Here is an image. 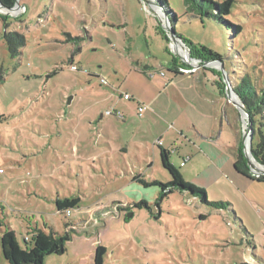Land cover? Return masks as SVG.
<instances>
[{"label": "rangeland", "instance_id": "obj_1", "mask_svg": "<svg viewBox=\"0 0 264 264\" xmlns=\"http://www.w3.org/2000/svg\"><path fill=\"white\" fill-rule=\"evenodd\" d=\"M166 2L174 40L153 0H17L9 11L0 5V264H21L11 235L26 251L35 229L50 228L66 252L43 264H94L99 246L102 264H264V184L233 171L243 150L251 175L264 176L250 157L249 115L234 93L247 78L264 94V0H233L225 19L242 27L236 38L184 0ZM7 33L25 38L19 59L8 55ZM202 50L221 58L199 56ZM171 60L187 73L173 74ZM139 104L148 108L141 118ZM158 141L187 185L204 191L208 203L229 206L175 192L159 213L157 191L133 180L170 181ZM100 146L109 159L96 164L115 181L93 197L78 190L93 172L90 163L79 162L82 172L69 168ZM73 193L81 202L67 218L79 232L70 235L53 201ZM114 200L146 201L152 215L140 208L127 218ZM97 201L104 206L87 212Z\"/></svg>", "mask_w": 264, "mask_h": 264}, {"label": "trees", "instance_id": "obj_2", "mask_svg": "<svg viewBox=\"0 0 264 264\" xmlns=\"http://www.w3.org/2000/svg\"><path fill=\"white\" fill-rule=\"evenodd\" d=\"M16 0H0V4L7 8L11 9ZM155 5L160 9L161 12L165 13L170 19V9L166 2V0H153ZM185 4L197 12L200 17H205L212 21L223 25L226 28L234 29L233 36L236 38L242 32L243 29L241 26H235L229 23L225 17L230 15L231 6L233 0H223L221 3H214L210 0H184ZM208 7L210 10L206 9ZM175 21V16L172 17ZM169 21V20H168ZM170 28L174 30L171 19H170ZM4 43L8 52V55L11 59H19L21 56V48L25 46V38L24 36L16 35L13 33H7L4 38ZM185 42V41H184ZM188 44L187 42H185ZM192 51V50H191ZM202 55H207L208 58L218 60L221 57L214 54H205L204 50L201 51ZM72 60L70 59L69 62ZM173 70H170L175 75H183L175 69V62L170 61ZM72 63V62H71ZM3 80L2 77H0ZM235 95L241 102L246 113L249 115V133L254 140V143L251 146L250 153L251 157L255 161L256 164L264 167V94L263 91L257 92L252 88L249 80L247 78H243L237 84L234 89ZM5 118L0 116V122L4 121ZM170 153L163 149L159 148V157L161 161L162 168L169 174L170 181L163 183L154 179H145L144 177L135 176L133 178L139 185H141L144 189H155L157 191V197L154 201V206L159 211L160 204L167 199L170 195L175 192H179L181 194H187L192 198L198 199L202 204L213 207V208H225L228 207V204L225 203H208L205 192L202 190H198L197 188L187 185L179 171L170 163L169 156ZM247 160L243 155V150L239 152L235 162L233 163V171L250 181H254L259 184H264V176H260L255 178L250 173V168L247 164ZM81 199L78 195L72 194L69 197H57L53 203L55 206V210L58 216L62 217L65 228L69 231L70 235L77 234L79 231L76 228V223L68 221V216H66V212L70 210L78 209L80 205ZM113 206L115 210L119 213H126L127 216L130 210L143 208L148 210L152 215V209L149 207V204L146 201H140L139 203L132 205H123L119 202H114ZM160 213V211H159ZM158 213V214H159ZM10 248L13 251L12 254L14 259L18 261L20 258L21 264H43L44 259L47 256L51 255H62L66 252V247L63 243L61 237L56 233L52 228L48 230V232H44L41 230H34L33 235V244L32 246L26 250L21 251L18 243L13 238V235L9 238ZM7 248V247H6ZM9 248V249H10ZM8 249V251H9ZM105 255V249L102 246L96 248L93 262L94 264H102L103 256ZM18 257V258H17Z\"/></svg>", "mask_w": 264, "mask_h": 264}, {"label": "crops", "instance_id": "obj_3", "mask_svg": "<svg viewBox=\"0 0 264 264\" xmlns=\"http://www.w3.org/2000/svg\"><path fill=\"white\" fill-rule=\"evenodd\" d=\"M171 69L173 70L174 67L171 66ZM195 133L198 135V132H196V130H195ZM199 137H201V136H199ZM102 144L103 145H106V146H109V143H107V142H104ZM102 146H100L101 148H98V150H96V153L95 154H89L88 157L85 160L83 158H81L80 156H78L77 159L74 162L75 163L74 167H70L69 168V170H74V168H79V164H81L79 162H84L85 161L86 163H90L93 172H91V173L88 172V181H86V183H84L83 185H79L78 186V188H79L78 190L79 191L88 190V191H90V192H92L94 194L93 197H100V196H102L103 188L107 186V183L105 182L106 180H108L109 182H114L115 181V178H113L112 176L107 177V175L104 173V169H103V166L101 165V163H100V166L98 164H96V159H98V157H100L99 159H102V160L104 159V157H106V160L109 159V155L106 153L107 151ZM87 166H88V164H87ZM87 166H86V168H87ZM149 166H151V165H149ZM109 167L110 166L108 164V168ZM82 170H83L82 167H80L78 169L79 172H82ZM109 174H111V172ZM115 175L118 176V177L120 176L119 174H116V173H115ZM82 197L83 198H86L85 194ZM123 197H124V200L126 199V201H127V198L125 196H123ZM133 198L136 199L137 197H133ZM107 199H109V198L107 197ZM114 202H119V203L123 204L121 202V200H119V201H116V200L112 201V203H114ZM138 202L139 201H137L136 203H138ZM136 203H133V204H136ZM123 205H131V204H123ZM98 206H101L102 207L104 205H102V203H100V201H97V203H95L94 206H91V208H89L87 212H90V210L91 211H94Z\"/></svg>", "mask_w": 264, "mask_h": 264}, {"label": "built area", "instance_id": "obj_4", "mask_svg": "<svg viewBox=\"0 0 264 264\" xmlns=\"http://www.w3.org/2000/svg\"><path fill=\"white\" fill-rule=\"evenodd\" d=\"M69 68H70V71H72V72H77L78 71V67L76 65H70ZM181 73L182 74H186L187 72L184 71V70H181ZM153 74L154 73H152V74L150 73V76H152ZM159 75L162 76V77L165 76L163 72H160ZM122 99L125 100V101H130L131 100V98H130V96L128 94H124L122 96ZM147 109L148 108H147V106L145 104H139L138 105V117L141 118ZM105 114L107 116H112L114 113H113V111H108ZM156 146L160 148L162 146L161 142L158 141L156 143ZM186 161L187 160H183V162L181 163V165L183 166ZM69 215H70V211H67L66 212V216H69Z\"/></svg>", "mask_w": 264, "mask_h": 264}, {"label": "water", "instance_id": "obj_5", "mask_svg": "<svg viewBox=\"0 0 264 264\" xmlns=\"http://www.w3.org/2000/svg\"><path fill=\"white\" fill-rule=\"evenodd\" d=\"M15 3H17V0L15 1ZM151 6H153L152 8H153V10L156 12V9L155 8H157L158 9V7L156 6V5H152L151 3H149ZM1 5V4H0ZM1 7L3 8V9H5V10H7V11H9V10H11V9H7V8H5V7H3L2 5H1ZM170 30L168 31L169 33H168V36L170 37V39H172V40H174V30H172L171 28H169ZM70 101H71V99H69L68 100V104L70 103ZM237 106L238 107H241L242 108V106H240L239 104H237ZM251 157V156H250ZM247 159H248V165L250 166V167H252V169H254V167H253V165H252V160H251V158H249V157H247ZM127 217H130V215L128 214V216Z\"/></svg>", "mask_w": 264, "mask_h": 264}, {"label": "bare ground", "instance_id": "obj_6", "mask_svg": "<svg viewBox=\"0 0 264 264\" xmlns=\"http://www.w3.org/2000/svg\"><path fill=\"white\" fill-rule=\"evenodd\" d=\"M157 11V10H156ZM162 18V17H161ZM232 100H236L235 97L232 96Z\"/></svg>", "mask_w": 264, "mask_h": 264}]
</instances>
